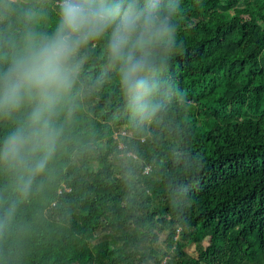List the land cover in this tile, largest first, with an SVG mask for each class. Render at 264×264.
<instances>
[{
	"label": "trees",
	"instance_id": "obj_1",
	"mask_svg": "<svg viewBox=\"0 0 264 264\" xmlns=\"http://www.w3.org/2000/svg\"><path fill=\"white\" fill-rule=\"evenodd\" d=\"M16 5L54 29L56 0ZM184 8L151 119L126 109L104 42L86 50L57 152L0 229V264H151L154 232H167L166 264H264V0ZM23 28L0 22V49ZM13 125L0 120V139ZM12 183L0 169V213Z\"/></svg>",
	"mask_w": 264,
	"mask_h": 264
},
{
	"label": "clouds",
	"instance_id": "obj_2",
	"mask_svg": "<svg viewBox=\"0 0 264 264\" xmlns=\"http://www.w3.org/2000/svg\"><path fill=\"white\" fill-rule=\"evenodd\" d=\"M185 0H56L55 27L35 26L37 15L16 0H0L6 31L13 18L24 25L0 49V120L14 125L0 139V169L13 177L15 199L0 213L8 226L19 202L27 199L37 176L48 169L63 136L58 123L71 115L86 50L104 42V59L115 71L120 96L133 118L158 111L160 76L182 50ZM198 0H194V4ZM190 99V98H189Z\"/></svg>",
	"mask_w": 264,
	"mask_h": 264
},
{
	"label": "rangeland",
	"instance_id": "obj_3",
	"mask_svg": "<svg viewBox=\"0 0 264 264\" xmlns=\"http://www.w3.org/2000/svg\"><path fill=\"white\" fill-rule=\"evenodd\" d=\"M102 234H104V232L99 233L97 235V237L101 239ZM154 235L157 236V242L153 243V244L146 243V245H142L141 251L143 253H148L150 250L153 251L157 255V257L153 258V259L161 260L163 258L161 264H166V262L168 261V257H164L163 255L165 253H167V246H166L167 232H164L161 234L154 232ZM202 245H204V244H202ZM111 247H113V249H114L115 245H112ZM185 254L187 257L194 259L195 255H196L194 245H191L188 248H186ZM153 259L150 261L151 264L153 262Z\"/></svg>",
	"mask_w": 264,
	"mask_h": 264
},
{
	"label": "built area",
	"instance_id": "obj_4",
	"mask_svg": "<svg viewBox=\"0 0 264 264\" xmlns=\"http://www.w3.org/2000/svg\"><path fill=\"white\" fill-rule=\"evenodd\" d=\"M119 148H121V147H119Z\"/></svg>",
	"mask_w": 264,
	"mask_h": 264
}]
</instances>
